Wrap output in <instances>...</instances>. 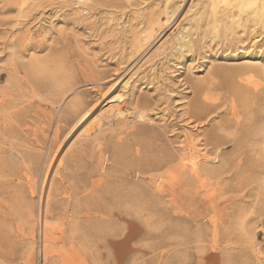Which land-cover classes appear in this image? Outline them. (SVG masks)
<instances>
[{
  "label": "rangeland",
  "instance_id": "obj_1",
  "mask_svg": "<svg viewBox=\"0 0 264 264\" xmlns=\"http://www.w3.org/2000/svg\"><path fill=\"white\" fill-rule=\"evenodd\" d=\"M3 85L0 264H264V0H0Z\"/></svg>",
  "mask_w": 264,
  "mask_h": 264
},
{
  "label": "bare ground",
  "instance_id": "obj_2",
  "mask_svg": "<svg viewBox=\"0 0 264 264\" xmlns=\"http://www.w3.org/2000/svg\"><path fill=\"white\" fill-rule=\"evenodd\" d=\"M263 9V8H262ZM234 16L232 15H230V16H228V19H230V20H234ZM227 23V22H226ZM216 27V26H215ZM191 42H190V40L186 37V39H185V41L183 42V41H181V42H178V44H177V46L173 49V50H176V51H182L184 48L185 49H190L192 46H191ZM130 82L128 81V82H126L124 85L125 86H128V84H129ZM9 92V89H8V87H6V86H4L3 85V87H0V93L2 94V95H6L7 93ZM125 95H123V94H118L117 96H116V99H122L123 97H124ZM202 96V95H201ZM198 97H200V96H198ZM203 97V96H202ZM198 99H200V98H198ZM207 99V98H206ZM209 99V98H208ZM202 101V100H201ZM204 101V100H203ZM201 103H203V102H200L199 100H196V102H195V104H194V106H192V107H194V110L192 109V111L195 113V112H199L200 111V113H201V111L203 112L204 111V109H205V107H204V104H203V106H202V104ZM205 103V102H204ZM209 105H210V103H209ZM204 107V108H203ZM208 108L207 109H209V107H211V105L210 106H207ZM207 109H205V110H207ZM90 111L91 110H86V111H81V113H79L78 114V116H76L77 117V119H76V125L78 124V123H80L82 120H85V118L87 117V115L90 113ZM209 111H211L210 109H209ZM205 112V111H204ZM123 113V112H122ZM141 113V112H140ZM121 114V113H120ZM201 114H203V113H201ZM207 114V113H206ZM138 115H139V113H138ZM147 116V115H146ZM145 115H143V114H140L139 115V119H141V120H147V119H145V117H146ZM212 138L214 137L213 135L211 136ZM211 139V138H210ZM215 140V139H214ZM217 147H220L221 145H220V142H217ZM200 158V157H199ZM205 158V157H204ZM190 162V161H189ZM193 162V161H192ZM191 164V163H190ZM195 164H196V162H195ZM195 164H193V166H195V168H198V167H196V165ZM198 166V165H197ZM223 167H225V166H223ZM200 168V167H199ZM198 168V169H199ZM206 173V172H205ZM92 183V182H91ZM91 185V184H90ZM91 188V187H90ZM78 190V189H77ZM83 190H85V189H83ZM91 190V189H90ZM92 191V190H91ZM33 192V191H32ZM93 192V191H92ZM95 192V191H94ZM42 194V193H41ZM81 194V193H80ZM133 195V194H132ZM137 196H138V194H137ZM94 197V196H93ZM141 197V196H140ZM72 198V197H71ZM138 198H139V196H138ZM137 197L135 198V199H138ZM80 199V198H79ZM112 199V198H111ZM84 200V199H83ZM128 200V199H127ZM142 200V199H141ZM143 201V200H142ZM46 204H45V207H44V215H45V220L44 221H46V219H47V215H48V213H49V203H48V200L46 199ZM71 202V201H70ZM77 203L79 202V200H77L76 201ZM75 202V203H76ZM85 202L86 201H84V204H85ZM139 202V201H138ZM72 203V202H71ZM103 203V202H102ZM127 203H130V202H127ZM134 203V202H133ZM74 204V203H73ZM82 204V203H81ZM87 204V203H86ZM88 204H90L89 202H88ZM88 204L86 205V207L88 206ZM76 205H78V204H76ZM75 206V205H74ZM91 206H93L92 204H91ZM111 206V205H110ZM112 206H113V204H112ZM89 207V206H88ZM106 207V206H105ZM105 207H103L102 209H104ZM41 208V207H40ZM98 209L100 208L99 206L97 207ZM72 209V208H71ZM74 209V208H73ZM72 209V210H73ZM76 210V209H75ZM69 211V210H68ZM125 212H127V214H128V212L129 211H125ZM71 213V212H70ZM77 213V214H76ZM116 213V212H115ZM115 213H113V214H115ZM120 213V212H119ZM130 213V212H129ZM50 214V213H49ZM71 214H73L72 216H70L71 217V223L73 224V225H71V230H70V236H71V238H73V235H75V234H77V233H79L80 234V232H82L81 234H82V240H83V242H84V244L86 245V246H91L92 248H90V250H91V252L93 253V264H96V259H97V255H98V250H97V243H98V229H99V227H98V219H99V216H98V214H97V211H94L93 213H92V219H93V221L91 220H89V221H87L88 223L87 224H84V225H87L86 227H83V223H82V226H80V225H78V223L76 224V222H79V220H81V219H79V218H81L82 216L81 215H79V217H78V214H80L79 212H78V209H77V211H74L73 213H71ZM124 215H125V213H123ZM126 214V215H127ZM130 215V214H129ZM89 216V215H88ZM115 216V215H114ZM41 217V216H40ZM87 217V216H86ZM130 217V216H129ZM117 218V217H116ZM89 219V218H88ZM86 220V219H85ZM43 221V222H44ZM70 221V220H69ZM44 224H45V222H44ZM113 224V223H112ZM115 224V223H114ZM45 225H47V224H45ZM114 226V225H113ZM117 226V225H116ZM107 226H105V228H106ZM109 227H111V226H109ZM119 227V226H118ZM45 228H47V227H45ZM114 228H116L115 226H114ZM114 228H112V229H114ZM120 229V228H119ZM48 230V229H47ZM49 230H50V228H49ZM107 230H109L110 231V229H108L107 228ZM117 231H119V230H117ZM46 232H49V231H46ZM54 232V231H53ZM52 232V233H53ZM50 233H51V230H50ZM45 234V233H44ZM48 234V233H47ZM54 234V233H53ZM119 234H120V232H119ZM46 235V234H45ZM121 235V234H120ZM119 235V236H120ZM77 236V235H76ZM44 237V236H43ZM47 239L45 240V243L47 244V243H49V245H51V244H54V243H51L50 244V242H51V239L49 238V237H46ZM77 238V237H76ZM69 239V238H68ZM72 239H70V241H71ZM76 240V239H75ZM66 241H67V239H66ZM70 241H67V242H70ZM78 242H79V240H77ZM73 242V241H72ZM72 242H70L71 244H72ZM81 242V241H80ZM44 243V242H43ZM44 243V244H45ZM68 244V243H67ZM90 244V245H89ZM79 245L81 246V244L79 243ZM65 248V247H64ZM53 250V249H52ZM54 251V250H53ZM66 251V250H65ZM64 252V251H63ZM51 257V252H50V250L49 249H44L43 250V260L44 261H48V259ZM69 262H70V264H79V262H77V258L75 257V255L72 257V258H70L69 259ZM45 264H46V262H45Z\"/></svg>",
  "mask_w": 264,
  "mask_h": 264
}]
</instances>
